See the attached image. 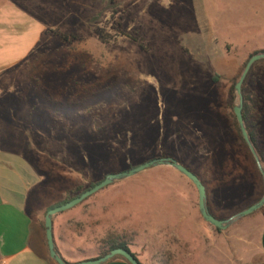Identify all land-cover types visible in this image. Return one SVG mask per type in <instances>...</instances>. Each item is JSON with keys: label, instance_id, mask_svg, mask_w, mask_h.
I'll use <instances>...</instances> for the list:
<instances>
[{"label": "rangeland", "instance_id": "374dc122", "mask_svg": "<svg viewBox=\"0 0 264 264\" xmlns=\"http://www.w3.org/2000/svg\"><path fill=\"white\" fill-rule=\"evenodd\" d=\"M2 2L38 28L34 49L0 81V154L22 158L39 184L28 213L160 158L202 181L218 220L261 200L264 181L233 109L248 61L264 54V0ZM243 95L264 156V60ZM54 219L74 257L79 247L78 257H98L114 235L141 264H255L264 207L216 229L200 214L195 186L160 167Z\"/></svg>", "mask_w": 264, "mask_h": 264}, {"label": "crops", "instance_id": "0c3cea01", "mask_svg": "<svg viewBox=\"0 0 264 264\" xmlns=\"http://www.w3.org/2000/svg\"><path fill=\"white\" fill-rule=\"evenodd\" d=\"M0 0V81L27 56L38 42L32 18ZM5 88L0 84V95ZM35 184H37L35 186ZM32 170L19 156L0 154V264H57L49 254L43 214L55 200L28 213L29 194L38 186ZM46 216V215H45ZM54 241L62 258L71 264L98 259L73 256L70 235L54 219ZM57 235V236H56ZM255 264H264V230L259 239ZM141 263V262H140ZM105 264H129L114 258Z\"/></svg>", "mask_w": 264, "mask_h": 264}, {"label": "water", "instance_id": "95a60500", "mask_svg": "<svg viewBox=\"0 0 264 264\" xmlns=\"http://www.w3.org/2000/svg\"><path fill=\"white\" fill-rule=\"evenodd\" d=\"M262 60H264V54H257V55H254L248 61L240 80L235 86V92L238 97V102L236 106L234 107L233 111H234V115H235V118L239 126L241 136L243 138V141L245 142L252 156L254 157L257 168L264 181V167L256 151V148L250 139V136L246 129L244 118H243V108H244L243 86H244V83L249 73L254 67V65L257 62L262 61ZM160 167H170L174 169L179 174L187 178L195 186V188L198 191V206H199L200 214L206 223L215 227L216 229L227 230L237 220L248 217L256 213L257 211L261 210L264 207V196H263L259 202L247 208L246 210L238 213L237 215L231 217L230 219L218 220L210 213L208 209V206H207L208 196H207V189L205 185L194 173H192L189 169H187L186 167H184L182 164L178 163L174 159H171V158L154 159L149 162L143 163L137 167H134L128 171L110 174L103 181L97 184L95 187L83 193L80 197L66 204L54 207L51 210H49L45 216L44 226H45L47 245H48L49 254H50L51 259L55 261L57 264H71V263H67L62 258V256L60 255V253L58 252L56 248V244L54 241V222L53 220L57 215L75 209L76 207L80 206L82 203L87 201L89 198L93 197L94 195L98 194L104 189L110 187L116 182L130 179L143 172H146L148 170L155 169V168H160ZM116 257H121L125 259L129 264H141L138 261V259H136L133 256L132 253L124 249H116V250L111 251L106 256L98 258L96 260L86 261V262H81V263H76V264H105Z\"/></svg>", "mask_w": 264, "mask_h": 264}, {"label": "trees", "instance_id": "16d2710c", "mask_svg": "<svg viewBox=\"0 0 264 264\" xmlns=\"http://www.w3.org/2000/svg\"><path fill=\"white\" fill-rule=\"evenodd\" d=\"M55 37L61 39L63 42L65 43H69L71 39H73V37H71L70 35H66V34H62L58 31H50ZM259 53H255L254 55H257ZM253 55V56H254ZM249 99L244 96V108H243V118H244V123H245V126H246V129L248 131V134L250 136V139L253 143V145L255 146L256 148V151L260 157V160L262 162V164L264 165V156L262 155V153L259 152L258 148H257V140H256V134H255V125L254 123L251 122V117H250V104H249ZM239 130V129H238ZM99 184V183H97ZM97 184L95 185H92L90 187V189H92L93 187H95ZM90 189H87V190H83L81 187H78L76 188L75 190L73 191H70L68 193V197L61 203L55 205V206H52L50 207L46 213L51 210L52 208L54 207H57V206H60V205H63V204H66L78 197H80L83 193H85L86 191L90 190ZM116 249H124L130 253L131 250H130V246L129 244L125 241V239L123 237H118V238H115L114 235H108L106 237V239L104 240V243H103V249H102V252L101 254L98 256V258H101V257H104L106 256L107 254H109L111 251L113 250H116ZM133 254V253H132ZM133 256L138 259L136 257L135 254H133ZM139 261V260H138Z\"/></svg>", "mask_w": 264, "mask_h": 264}]
</instances>
